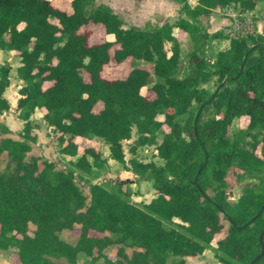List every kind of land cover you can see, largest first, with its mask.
Returning <instances> with one entry per match:
<instances>
[{"label": "trees", "instance_id": "1", "mask_svg": "<svg viewBox=\"0 0 264 264\" xmlns=\"http://www.w3.org/2000/svg\"><path fill=\"white\" fill-rule=\"evenodd\" d=\"M173 1L185 16L175 25L126 27L111 6L95 0H70L66 9L52 0H0V50L19 57L16 117L23 122L19 139L0 141V250L13 248L18 264H77L81 253L83 264H185L184 257L202 254L220 233L213 247L220 264H264V36L229 37L210 62L205 40L225 37L208 35L199 24L217 8L251 11L256 0ZM174 26L192 42L183 58ZM96 34L102 37L90 41ZM111 61L130 69L124 77H104ZM140 62L151 64L152 73ZM9 71L0 63V114L10 107L4 96ZM213 78L210 91L204 85ZM36 109L57 135L59 152L88 173L104 159L94 143L80 151L78 139L101 138L111 158L123 163L121 141L135 128L131 152L154 146L163 161L129 159L155 196L138 207L123 182L91 183L87 195L73 169L27 159L37 142ZM0 131L9 132L1 120ZM231 167L250 180L234 202L225 190ZM64 229L79 231L74 244L59 237ZM113 244L115 254H105Z\"/></svg>", "mask_w": 264, "mask_h": 264}, {"label": "rangeland", "instance_id": "2", "mask_svg": "<svg viewBox=\"0 0 264 264\" xmlns=\"http://www.w3.org/2000/svg\"><path fill=\"white\" fill-rule=\"evenodd\" d=\"M198 0H188V3L193 6ZM96 4L105 3L112 7V9L121 17L124 21V26L136 25L139 27H145L148 25L159 26L163 23H169L175 25L180 17H185L180 11V4L173 0H95ZM238 23L239 27L231 30V27L235 23ZM199 24L203 31H206L208 35L212 33H221L225 38H216L209 36L204 42L203 54L208 61H212L217 51L228 47V38L239 35H246L254 32L261 33L264 36V0H256V6L251 11L240 12L236 7L228 6L220 9L213 10L210 15L202 16L199 19ZM230 31V32H229ZM232 31V33H231ZM231 33V34H230ZM173 34L181 42V57H185L192 48V42L190 38L178 27H173ZM101 34L91 36L92 42L98 41L101 38ZM165 47L170 48V43H166ZM6 62L10 65L9 80L10 84L4 92V96L9 103V109L0 114V120L9 128L8 133H2L0 131V141L5 137H11L13 139H19L23 122L16 117V103L20 97L18 90L22 82L17 78L15 68L19 65V57L13 51H1L0 50V63ZM184 63H182V66ZM139 66L147 69L152 73L151 64L140 62ZM130 66L128 64H115L113 61L104 66L102 75L107 78L124 77ZM210 91L215 88L214 78L204 85ZM142 94H148L147 88L141 89ZM32 120L37 123L38 128L35 130L37 134V142L27 153V159L30 157H38L39 162L47 160L54 163L56 169L67 170L73 169L74 178L80 189L89 195V184L101 183L111 184L115 182H123L125 185L132 189L131 201L138 207H143L154 196L155 191L152 187V182L144 180L141 176L132 172L129 164V159L135 157L141 162H153L156 165H162L163 161L157 154L154 146H139L135 152L132 153L130 148L134 144L137 138L136 129H132L131 138L121 141V146L124 152V162L120 163L112 159L107 144L101 138H93L91 141L85 139H78L80 145V151L86 145L95 144L96 149L100 152L101 157L104 159V163L99 168H94L91 172H85L76 169L70 164L74 161L75 157L63 155L59 152V143L51 129L47 126L43 120V111L36 109L31 116ZM158 119H162L161 115L157 116ZM241 123L245 124L246 119L242 118ZM238 128L237 120H234L231 124V130L236 131ZM157 141H161V137H157ZM6 158H2L1 169L5 168ZM238 169L231 167L228 169L225 176L226 183V199L229 202H234L242 192L243 186L250 182L248 179H239L237 176ZM89 198L86 200L88 204ZM22 204L30 209L35 210L36 203L33 201H24ZM34 225L32 223L28 226V233L32 235ZM78 230L64 229L59 233V237L68 243L74 244L77 239ZM223 236L220 233L215 236L211 242L210 248L204 250V252L196 257H184L185 264H220L213 255V247L216 246V240ZM117 245L113 244L108 246L104 252L107 255L113 256L116 252ZM128 253H131L132 249H126ZM173 258H169L172 261ZM86 261V257L81 253L78 255L77 264H83ZM0 264H18L17 255L13 248L6 250H0ZM97 264H104L101 260Z\"/></svg>", "mask_w": 264, "mask_h": 264}, {"label": "crops", "instance_id": "3", "mask_svg": "<svg viewBox=\"0 0 264 264\" xmlns=\"http://www.w3.org/2000/svg\"><path fill=\"white\" fill-rule=\"evenodd\" d=\"M69 2H70V0H52V3H53L55 6L61 8V9H66V8H68V6H69ZM10 52H11V51H10ZM13 52H14V51H13ZM15 54H16V52H15Z\"/></svg>", "mask_w": 264, "mask_h": 264}, {"label": "water", "instance_id": "4", "mask_svg": "<svg viewBox=\"0 0 264 264\" xmlns=\"http://www.w3.org/2000/svg\"><path fill=\"white\" fill-rule=\"evenodd\" d=\"M262 234H263V232H262L261 235H260V241H262ZM263 252H264V247L262 246L261 254H263ZM258 258H259V256H256V257L253 259L252 262H255ZM250 264H251V263H250Z\"/></svg>", "mask_w": 264, "mask_h": 264}, {"label": "built area", "instance_id": "5", "mask_svg": "<svg viewBox=\"0 0 264 264\" xmlns=\"http://www.w3.org/2000/svg\"><path fill=\"white\" fill-rule=\"evenodd\" d=\"M217 9H220V8H217ZM239 27V25H238V23L236 22L234 25H233V27H231V30H233V29H235V28H238ZM230 32V31H229ZM231 33H232V31H231ZM230 33V34H231Z\"/></svg>", "mask_w": 264, "mask_h": 264}]
</instances>
